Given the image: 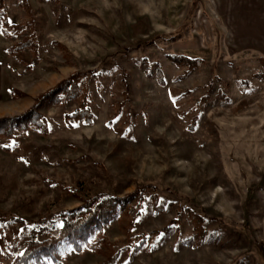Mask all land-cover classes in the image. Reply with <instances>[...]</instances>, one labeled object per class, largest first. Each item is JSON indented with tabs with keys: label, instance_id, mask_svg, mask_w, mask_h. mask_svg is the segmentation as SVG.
Returning a JSON list of instances; mask_svg holds the SVG:
<instances>
[{
	"label": "rangeland",
	"instance_id": "374dc122",
	"mask_svg": "<svg viewBox=\"0 0 264 264\" xmlns=\"http://www.w3.org/2000/svg\"><path fill=\"white\" fill-rule=\"evenodd\" d=\"M21 2L0 9V120L81 74L92 121L50 101L45 131L0 132V264L100 198L122 203L49 264H264V0ZM4 20H32L37 52L11 54L31 33Z\"/></svg>",
	"mask_w": 264,
	"mask_h": 264
},
{
	"label": "trees",
	"instance_id": "16d2710c",
	"mask_svg": "<svg viewBox=\"0 0 264 264\" xmlns=\"http://www.w3.org/2000/svg\"><path fill=\"white\" fill-rule=\"evenodd\" d=\"M5 0H0V9L4 8ZM22 7L26 10L28 16H31L28 0H22ZM29 26L30 35L26 36L19 44L14 45L10 49L11 54H15L24 49H30L37 52L38 44L34 31L32 20L26 25L11 26L4 20L3 31L7 34L11 29L18 32H23L24 28ZM81 74H76L66 81H63L53 90L41 95L36 100V105L27 114L14 117L11 119L0 120V132L7 131L12 133L14 129L22 127L36 126L41 131L46 130V126L42 122V117L38 113V108L44 102H57L75 100L79 107L77 112L72 116L67 117V120L92 121V113L87 104L88 91L83 86H79ZM122 201L111 198L95 199L92 202L86 203L78 210L67 212L61 215L64 222L58 236H51L47 240L39 241L36 237L44 231L50 230L49 227H42L33 232V239L26 244V249L14 262V264H49L50 261L57 263L54 260L53 251L57 244L62 240H67L70 243H77L81 238L89 233L92 227L106 222L110 219L116 210L119 208ZM53 224V223H52ZM51 224V225H52Z\"/></svg>",
	"mask_w": 264,
	"mask_h": 264
}]
</instances>
